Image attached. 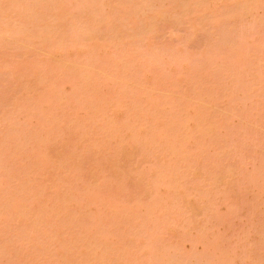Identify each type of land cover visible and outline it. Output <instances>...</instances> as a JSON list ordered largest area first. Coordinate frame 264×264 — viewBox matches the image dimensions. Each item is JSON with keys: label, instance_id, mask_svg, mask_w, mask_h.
<instances>
[{"label": "rangeland", "instance_id": "1", "mask_svg": "<svg viewBox=\"0 0 264 264\" xmlns=\"http://www.w3.org/2000/svg\"><path fill=\"white\" fill-rule=\"evenodd\" d=\"M79 1L0 0V264H264V1Z\"/></svg>", "mask_w": 264, "mask_h": 264}, {"label": "bare ground", "instance_id": "2", "mask_svg": "<svg viewBox=\"0 0 264 264\" xmlns=\"http://www.w3.org/2000/svg\"><path fill=\"white\" fill-rule=\"evenodd\" d=\"M78 1H79V0H78ZM83 1H84V0H83ZM83 1H79V2H83ZM135 1H136V0H135ZM138 1L141 2L140 0H138ZM138 1H137V2H138ZM145 1L147 2L148 0H144V2H145ZM152 1H155V2H156V0H152ZM161 1H162V0H161ZM257 1H258V0H257ZM263 1H264V0H263ZM144 2H143V3H144ZM159 2H160V1H159ZM261 2H262V1H260V3H261ZM162 3H163V2H162ZM167 3H168V2H167ZM260 3H259V4H260ZM78 4H80V3H78ZM84 4H85V3H84ZM137 4H139V3H137ZM141 4H142V3H141ZM157 4H158V3H157ZM160 4H161V3H160ZM262 4H263V2H262ZM80 5H81V4H80ZM82 5H83V3H82ZM145 5H146V3H145ZM164 5H165V4H164ZM156 6H157L158 10H160V9H159L160 6H158V5H156ZM259 6H260V5H259ZM262 6H263V5H262ZM262 6H261V7H262ZM143 7H145V6H143ZM148 7H149V5H148ZM263 7H264V6H263ZM141 8H142V7H141ZM141 8H140V9H141ZM155 8H156V7H155ZM162 8H166V7L162 6ZM245 9H246V8H245ZM145 10H146V9H145ZM147 10H148V9H147ZM166 10H167V8H166ZM160 11H161V10H160ZM160 11H159V13H161ZM245 11H246V10H245ZM139 12H140V11H139ZM142 12H143V11H142ZM149 12H150V10H149ZM151 12H152V11H151ZM163 12H164V13H162L160 16H162L163 14H166V13H165V10H164ZM248 12H249V11H248ZM248 12H247V13H248ZM229 13H230V11H229ZM157 14H158V13H157ZM247 15H248V14H247ZM158 16H159V15H158ZM180 16H181V15H180ZM181 18H182V16H181ZM230 18H231V17H230ZM165 19H166V18H165ZM123 20H124V19H123ZM167 20H169V18H168ZM235 21H236V20H235ZM251 22H252V21H251ZM252 23H253V22H252ZM252 23L249 22V24H252ZM123 25H124V23H123ZM58 26H59V25H58ZM121 26H122V25H121ZM55 27H56V26H55ZM62 27H63V26H61V28H62ZM96 27H97V26H96ZM59 28H60V26H59ZM90 28H91V27H90ZM10 29H11V28H10ZM93 29H95V28H93ZM62 30H63V29H62ZM62 30H61V31H62ZM66 30H67V29H66ZM84 30H86V28H85ZM91 30H92V29H90V31H91ZM96 30H97V28H96ZM10 32H11V31H10ZM58 32H59V30H58ZM63 32H64V31H63ZM87 32H88V31H87ZM91 32H92V31H91ZM99 32H100V30H99ZM52 33H53V32H52ZM85 33H86V32H85ZM99 34H100V33H99ZM55 35H57V33H56ZM55 35L53 34L52 36H55ZM59 35H60V34H59ZM61 35H62V34H61ZM63 36H64V34H63ZM93 36H94V35H93ZM96 36H97V35H96ZM55 37H56V36H55ZM59 37H60V36H59ZM82 37H83V36H82ZM64 38H65V37H64ZM62 39H63V37H62ZM62 39H61V40H62ZM63 41H64V40H63ZM251 41H252V40H251ZM174 128H175V127H174ZM174 128H173V129H174ZM21 141H22V140H21ZM25 144H26V143H25ZM174 168H175V167H174ZM175 169H176V168H175ZM175 169H173V170H175ZM175 171L177 172L178 170H175ZM175 171H174V173H175ZM170 172H171V174L173 173L172 170H170ZM177 173H178V172H177ZM177 173H176V174H177ZM174 175H175V174H174Z\"/></svg>", "mask_w": 264, "mask_h": 264}]
</instances>
